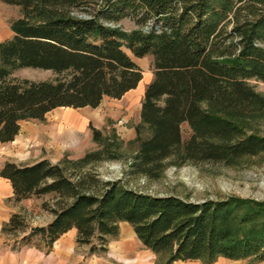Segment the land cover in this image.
I'll list each match as a JSON object with an SVG mask.
<instances>
[{
	"label": "trees",
	"instance_id": "1",
	"mask_svg": "<svg viewBox=\"0 0 264 264\" xmlns=\"http://www.w3.org/2000/svg\"><path fill=\"white\" fill-rule=\"evenodd\" d=\"M22 15L13 37L0 43V143L15 141L21 123L43 121L58 108H97L121 99L143 74L130 56L153 57L137 128L133 175L159 179L169 158L180 162L232 164L264 153V137L246 135L237 119L264 111V97L249 80L264 83V0H0ZM138 28L128 32L120 22ZM52 71L53 81L12 78L14 71ZM192 134L183 140L181 126ZM95 142L100 133L92 129ZM148 136L142 137V132ZM102 152L61 164L7 162L0 176L15 202L52 197L53 216L24 241L39 235L51 248L76 229L89 254L105 253L128 223L160 264L219 258L264 262V202L230 197L192 202L152 196L121 181H102L91 164ZM24 228L14 214L4 233ZM27 239V240H26ZM30 242V241H29Z\"/></svg>",
	"mask_w": 264,
	"mask_h": 264
},
{
	"label": "rangeland",
	"instance_id": "2",
	"mask_svg": "<svg viewBox=\"0 0 264 264\" xmlns=\"http://www.w3.org/2000/svg\"><path fill=\"white\" fill-rule=\"evenodd\" d=\"M21 15L20 7L0 2V19L3 23L1 27L4 30L3 42L8 40L12 23ZM120 25L128 32L138 28L135 22L129 19L122 20ZM124 51L143 74V79L136 89L125 94L121 99L106 97L95 109L58 108L47 114L43 121L22 122L20 133L14 143L3 146L12 152L10 156L3 155L4 158L14 160L17 165H30L44 159L54 164H61L65 158L76 160L87 153L102 152L101 161L91 164L86 170L95 171L102 181L119 180L128 188L140 193L152 196L175 195L192 202L225 200L230 197L264 202V153L246 157L232 164H193L180 162L179 159L172 157L163 162L165 169L159 179L133 175L131 163L138 152L137 128L141 125V107L145 91L153 81L154 69L152 56L137 58L128 48L125 47ZM12 78L41 82L53 81L56 75L48 70L23 68L14 71ZM249 84L256 93L264 97L263 82L253 79L249 80ZM67 111L76 113L81 123L61 124V120L69 116L65 113ZM236 121L242 126L246 135L264 137V111L251 118ZM92 129L100 133L101 143L95 142ZM181 131L183 140L187 141L192 134L188 124H182ZM146 136L148 133L143 131L142 137ZM52 202L51 196H33L30 199L15 202L13 207L17 209L16 213L23 220L24 228L5 234H10L12 238H20L23 232H32L34 228L47 224L53 216L43 209L42 205L52 204ZM133 232L128 223H121L119 236L110 240L107 252L99 255L106 256L109 254V249L114 250L113 246L118 243L122 235L128 247L133 250L128 259L131 262H125L118 257H110V261L115 264H136L133 260L136 259L137 253L152 256V252L143 246ZM29 239L35 244H43L39 235H33ZM221 258L214 264H218ZM152 264H160L154 253ZM175 264L204 263L197 261ZM235 264H249V262L239 260Z\"/></svg>",
	"mask_w": 264,
	"mask_h": 264
},
{
	"label": "crops",
	"instance_id": "3",
	"mask_svg": "<svg viewBox=\"0 0 264 264\" xmlns=\"http://www.w3.org/2000/svg\"><path fill=\"white\" fill-rule=\"evenodd\" d=\"M2 25L3 23L0 19V43L3 42L2 38L4 34L3 27H1ZM8 33H11L8 37V40H10L14 34L12 30ZM11 143H14V141ZM11 143H0V172L6 162L10 161L17 163L10 158H4L5 155H12L9 148L3 147ZM13 198L14 193L11 183L0 176V264H115L113 261H110V257H118L125 262L129 261L128 259L131 257L130 253H133V250L128 247L126 239H124L122 235H120L119 241H117L118 243L113 246L114 250L109 249V254L106 256L99 254L91 255L89 254L88 246H79L76 242V229L61 236L51 248L45 247L42 243L35 244L29 241H22L26 236H29L31 232H23L20 238H12L10 234H5L3 232V227L9 223L14 214H17V209L13 207L15 203ZM50 221L51 220H49V222ZM137 254L138 255L135 256L136 259L133 260L136 264H152L153 253L152 256L141 253ZM179 262L193 263L197 261ZM237 262L239 261L221 258L218 264H235ZM258 264H264V262Z\"/></svg>",
	"mask_w": 264,
	"mask_h": 264
},
{
	"label": "bare ground",
	"instance_id": "4",
	"mask_svg": "<svg viewBox=\"0 0 264 264\" xmlns=\"http://www.w3.org/2000/svg\"><path fill=\"white\" fill-rule=\"evenodd\" d=\"M65 113L69 114V116L64 120H61V124H68V125L69 124H75V125H77V124L81 123L80 119L78 117H76L77 116L76 113H73L71 111H67Z\"/></svg>",
	"mask_w": 264,
	"mask_h": 264
}]
</instances>
